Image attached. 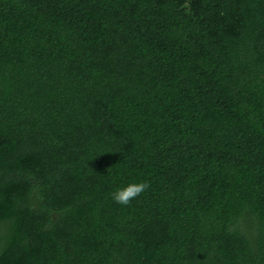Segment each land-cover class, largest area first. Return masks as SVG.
Returning a JSON list of instances; mask_svg holds the SVG:
<instances>
[{"label": "trees", "instance_id": "obj_1", "mask_svg": "<svg viewBox=\"0 0 264 264\" xmlns=\"http://www.w3.org/2000/svg\"><path fill=\"white\" fill-rule=\"evenodd\" d=\"M0 264H264V0H0Z\"/></svg>", "mask_w": 264, "mask_h": 264}, {"label": "clouds", "instance_id": "obj_2", "mask_svg": "<svg viewBox=\"0 0 264 264\" xmlns=\"http://www.w3.org/2000/svg\"><path fill=\"white\" fill-rule=\"evenodd\" d=\"M149 185L146 182H130L125 186L117 187L111 198L118 204L128 205L133 199L144 192Z\"/></svg>", "mask_w": 264, "mask_h": 264}]
</instances>
